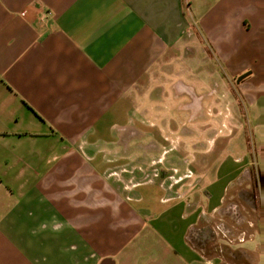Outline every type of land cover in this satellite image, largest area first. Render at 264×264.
I'll return each instance as SVG.
<instances>
[{
  "label": "crops",
  "instance_id": "crops-1",
  "mask_svg": "<svg viewBox=\"0 0 264 264\" xmlns=\"http://www.w3.org/2000/svg\"><path fill=\"white\" fill-rule=\"evenodd\" d=\"M0 264H264V0H0Z\"/></svg>",
  "mask_w": 264,
  "mask_h": 264
},
{
  "label": "rangeland",
  "instance_id": "rangeland-1",
  "mask_svg": "<svg viewBox=\"0 0 264 264\" xmlns=\"http://www.w3.org/2000/svg\"><path fill=\"white\" fill-rule=\"evenodd\" d=\"M231 87L233 88V90L236 92V93H239V94H241L242 95V91L239 89V86L237 85V83H232L231 84ZM182 134H183V131H180ZM186 133V132H185ZM193 133V132H192ZM243 133H246V130H243L242 131V134ZM184 135V134H183ZM183 135H181L182 137H183ZM169 142H173L172 144H177V147H174V145L173 146H171V144H170V146H168L166 149H172L173 151H172V153L171 154H175V152H178V153H180L183 149H181V146L180 145H178V142H177V140H172V139H169ZM146 150H145V154L147 155V156H149V155H151V156H153V155H155V156H157V155H159V153L160 154H162V151H163V147L162 148H160V147H158V148H153V147H146L145 148ZM185 151V150H184ZM191 151H192V149H191ZM238 153V152H237ZM235 153H233V156L235 157ZM198 156H199V154H198ZM229 164V166H226L225 165V167L222 169L223 171H227V170H229V169H231V168H233V164L231 163H228ZM166 166H170L169 165V163H167L166 164ZM222 166H220V168H221ZM158 171V170H157ZM161 173H162V175H161ZM214 174H216V172L214 173ZM159 175H161L162 177H164V176H168V173L167 172H165V171H163V172H159ZM207 181H208V179L204 182V183H207ZM224 184V182H221L220 181V184H219V186L221 187L222 185Z\"/></svg>",
  "mask_w": 264,
  "mask_h": 264
}]
</instances>
